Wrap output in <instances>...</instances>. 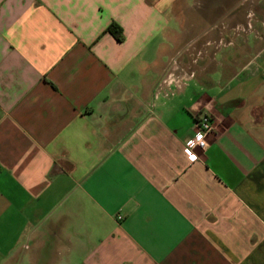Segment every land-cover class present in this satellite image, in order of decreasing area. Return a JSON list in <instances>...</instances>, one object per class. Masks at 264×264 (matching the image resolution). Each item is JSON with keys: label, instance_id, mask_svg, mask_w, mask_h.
I'll use <instances>...</instances> for the list:
<instances>
[{"label": "crops", "instance_id": "1", "mask_svg": "<svg viewBox=\"0 0 264 264\" xmlns=\"http://www.w3.org/2000/svg\"><path fill=\"white\" fill-rule=\"evenodd\" d=\"M221 7L0 0V264H264V25Z\"/></svg>", "mask_w": 264, "mask_h": 264}, {"label": "rangeland", "instance_id": "2", "mask_svg": "<svg viewBox=\"0 0 264 264\" xmlns=\"http://www.w3.org/2000/svg\"><path fill=\"white\" fill-rule=\"evenodd\" d=\"M221 6L222 14L232 7V26L264 25V0H221Z\"/></svg>", "mask_w": 264, "mask_h": 264}, {"label": "built area", "instance_id": "3", "mask_svg": "<svg viewBox=\"0 0 264 264\" xmlns=\"http://www.w3.org/2000/svg\"><path fill=\"white\" fill-rule=\"evenodd\" d=\"M214 132V124L212 121V118L208 115V114H204L202 116H200L197 119V132L196 135L199 134L201 135L203 141H204V145L201 146L199 143H197L195 145V147H192L190 150H194L196 148H201V149H205L208 146V137ZM191 137L189 139L195 140V137ZM186 146L188 147V145L186 144ZM121 218V217H119Z\"/></svg>", "mask_w": 264, "mask_h": 264}, {"label": "clouds", "instance_id": "4", "mask_svg": "<svg viewBox=\"0 0 264 264\" xmlns=\"http://www.w3.org/2000/svg\"><path fill=\"white\" fill-rule=\"evenodd\" d=\"M197 143H199L201 146L204 145V141H203L201 135H199V134L196 135L195 140L188 139L186 141V144L188 145V147L185 148V153L188 155L189 159H193V157H195V155L190 151V149L192 147H195V145Z\"/></svg>", "mask_w": 264, "mask_h": 264}, {"label": "trees", "instance_id": "5", "mask_svg": "<svg viewBox=\"0 0 264 264\" xmlns=\"http://www.w3.org/2000/svg\"><path fill=\"white\" fill-rule=\"evenodd\" d=\"M110 31L118 38L121 39L122 37V29L117 25H112L110 27Z\"/></svg>", "mask_w": 264, "mask_h": 264}, {"label": "snow or ice", "instance_id": "6", "mask_svg": "<svg viewBox=\"0 0 264 264\" xmlns=\"http://www.w3.org/2000/svg\"><path fill=\"white\" fill-rule=\"evenodd\" d=\"M193 159H195V157H193Z\"/></svg>", "mask_w": 264, "mask_h": 264}]
</instances>
